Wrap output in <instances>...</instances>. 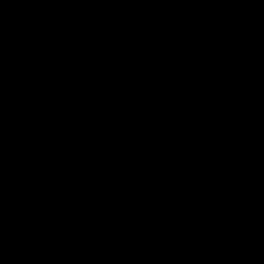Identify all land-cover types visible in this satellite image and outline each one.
<instances>
[{
	"label": "water",
	"instance_id": "obj_1",
	"mask_svg": "<svg viewBox=\"0 0 264 264\" xmlns=\"http://www.w3.org/2000/svg\"><path fill=\"white\" fill-rule=\"evenodd\" d=\"M0 264H264V0H0Z\"/></svg>",
	"mask_w": 264,
	"mask_h": 264
}]
</instances>
